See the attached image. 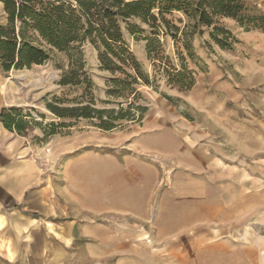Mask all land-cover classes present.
<instances>
[{"label": "rangeland", "instance_id": "1", "mask_svg": "<svg viewBox=\"0 0 264 264\" xmlns=\"http://www.w3.org/2000/svg\"><path fill=\"white\" fill-rule=\"evenodd\" d=\"M246 1L264 11V0ZM224 22L237 43L233 49L223 50L207 33L196 39L202 62L191 91L180 93L162 81L158 90L142 88V104L148 108L143 121L113 131H103L84 120H67L71 127L59 128L55 135L45 134L51 123L60 122L47 104L58 97L79 95L59 85L67 67L63 54L42 66L13 70L0 79L1 102L7 108L23 109L33 123L22 136L32 145L31 156L38 160L42 174L39 195L44 200V222L55 220L59 210L58 220L99 224L107 237H119V254L102 260L87 258L83 240L81 244L77 241L72 246L74 258L66 264H147V250L160 251L152 243L154 221L163 194L173 186L177 168L170 154L173 146L200 149L221 165L218 174H223L225 186L231 189L227 197L232 205H240L245 218L237 221L242 227L227 223L207 231H215L217 241H227L232 250L238 244L250 253V264H264V29L247 30L230 19ZM142 27L147 30L146 25ZM127 39L150 73L146 42ZM166 48L173 55L171 41ZM83 50L95 97L103 107L108 74L100 70L95 48L86 44ZM27 200L16 208L22 210ZM29 232L25 228L20 236L9 228L0 233L15 241L22 252L20 259L0 257V264L50 263L38 254L48 243L38 236L34 242ZM44 232L47 240L49 231ZM88 244L90 251L93 243ZM104 248L111 253V244Z\"/></svg>", "mask_w": 264, "mask_h": 264}, {"label": "trees", "instance_id": "2", "mask_svg": "<svg viewBox=\"0 0 264 264\" xmlns=\"http://www.w3.org/2000/svg\"><path fill=\"white\" fill-rule=\"evenodd\" d=\"M0 1L8 14V26L0 27L3 72L42 66L56 54L67 58L59 85L79 95L74 99L58 97L47 104L60 120L48 126L45 134L49 136L58 134L59 128L71 127L67 120H84L103 131L141 123L148 111L142 104V88L158 90L162 81L171 89L188 93L195 86L202 62L196 39L207 33L212 43L231 50L237 41L226 27V19L247 30L264 29V11L246 0ZM16 22L20 23L19 31ZM127 36L146 42L150 73L132 52ZM169 41L173 55L166 48ZM86 44L95 48L99 68L108 74L103 107H99L87 70L83 50ZM166 98L176 102L173 97ZM28 118L21 108H4L0 114L5 127L20 135L33 124Z\"/></svg>", "mask_w": 264, "mask_h": 264}, {"label": "crops", "instance_id": "3", "mask_svg": "<svg viewBox=\"0 0 264 264\" xmlns=\"http://www.w3.org/2000/svg\"><path fill=\"white\" fill-rule=\"evenodd\" d=\"M7 26L8 14L0 1V27ZM16 27L19 31V22ZM8 74L0 66V79ZM1 99L4 97L0 91V114L7 108ZM173 147L170 154L177 166L173 186L163 194L154 221L152 243L158 245L160 251L147 250V264H250V253L238 244L232 250L227 241H217L215 231H207L212 226L222 227L227 223L240 227L237 221L245 218L240 205H232L227 197L231 189L225 186L223 174H218L222 171L221 165L200 149L197 153L196 149L186 151ZM32 150V145L26 144L22 135L7 129L0 119V233L11 228L14 234L23 236L25 228L29 229L34 242L38 236L45 245L48 243L47 249H39L38 254L41 259L49 260V264H66L72 260V246L77 241L81 244L82 240L87 258L102 260L119 254V237L113 234L107 237L102 225L58 220L59 210L55 211V220L44 222L41 218L45 214L44 200L39 195L42 174L38 160L31 156ZM27 197L22 210H18L15 205H21ZM45 229L49 231L47 240ZM7 237L0 236V257L10 261L20 259L19 246ZM182 239L185 241L180 242ZM88 242L93 243L90 251ZM105 244L112 245L111 253L110 250L104 252Z\"/></svg>", "mask_w": 264, "mask_h": 264}]
</instances>
